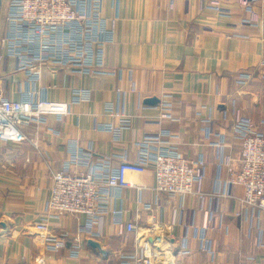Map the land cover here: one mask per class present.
<instances>
[{"label": "crops", "instance_id": "obj_1", "mask_svg": "<svg viewBox=\"0 0 264 264\" xmlns=\"http://www.w3.org/2000/svg\"><path fill=\"white\" fill-rule=\"evenodd\" d=\"M204 1L228 8L232 21L254 16L256 24L231 30L230 19L203 8ZM248 3L104 0L102 16L114 29L106 68L116 73L81 75L46 63L38 67L41 81L33 86L15 58L2 57L8 1L1 4L3 96L20 100L35 89L36 97L67 101L73 91L87 88L91 99L73 102L62 120L49 116L44 124L24 126L25 141H0V264H120V253L141 252L145 243L160 252V264H264V212L246 207L242 186L227 182L228 159L238 166L240 152L232 130L235 118H248L264 132V0ZM242 71L253 74L245 85L237 82ZM164 93L172 95L174 119L160 117ZM151 98L158 102L148 103ZM109 104L114 113L107 110ZM126 118L131 128L119 142L100 128L121 125ZM162 129L170 131L168 138L184 157L204 160L205 177L196 189L205 197L162 195L158 201L153 173L129 172L131 186L121 203L125 221L134 222L135 229L119 227L107 216L94 229L98 235L84 237L80 258L66 249L49 253L34 223L47 212L50 172L68 157L67 142L76 140L118 165L135 160L136 142ZM145 203L152 207L146 209ZM49 228L69 237L78 230L71 215L51 220Z\"/></svg>", "mask_w": 264, "mask_h": 264}, {"label": "built area", "instance_id": "obj_2", "mask_svg": "<svg viewBox=\"0 0 264 264\" xmlns=\"http://www.w3.org/2000/svg\"><path fill=\"white\" fill-rule=\"evenodd\" d=\"M5 0H0V6ZM6 32L2 38V57L18 61V70L24 71L30 85L39 84L41 75L38 67L52 63L67 67L74 74H108L116 71L106 68V50L114 39V29L107 26L101 10L104 0H7ZM171 5L174 0H170ZM262 0H248V4ZM203 8L216 11L231 30L256 24L254 16L235 22L230 10L219 2H203ZM264 78V74L262 75ZM253 74L242 71L237 82L247 84ZM44 90V87H42ZM35 89L26 92L20 100L5 98L0 86V141L22 142L27 139L23 127L30 124H44L49 116L58 120L71 113L73 102L91 99L87 88L75 90L67 101H53L48 97L35 96ZM161 118L174 119L172 95L164 93L158 104ZM107 110L114 113L112 104ZM210 119H206L209 121ZM264 122V121H263ZM102 130L111 133L115 142L122 139L126 129L131 128L130 118L121 125L106 123ZM234 138L240 144L238 166L228 159V183L242 186L241 198L246 207L264 212V132L255 128L248 118L238 116L232 124ZM170 131L162 129L136 142L137 158L124 160L113 165L111 157H96L92 150L83 148L76 140L67 142L68 157L59 169L50 172L52 185L47 202V212L34 223L42 234L49 253L67 250L69 255L80 258L86 235H98L95 227L105 217L113 224L131 231L134 222H126L122 207L123 191L130 187L126 174L150 170L154 183L152 191L159 201L162 195L169 197L199 194L196 188L202 183L204 160H189L172 143ZM216 195H211L214 200ZM144 207L150 209V203ZM71 215L77 222V234H55L50 231L49 222ZM239 215V213L237 214ZM209 228V225L204 227ZM208 249L214 253L208 245ZM159 251L149 243L143 244V251L120 253V264H160ZM163 261L169 260L163 253ZM44 259L40 258L39 262Z\"/></svg>", "mask_w": 264, "mask_h": 264}, {"label": "water", "instance_id": "obj_3", "mask_svg": "<svg viewBox=\"0 0 264 264\" xmlns=\"http://www.w3.org/2000/svg\"><path fill=\"white\" fill-rule=\"evenodd\" d=\"M147 102L150 104H154V103L158 102V99L157 98H151V99H148Z\"/></svg>", "mask_w": 264, "mask_h": 264}]
</instances>
